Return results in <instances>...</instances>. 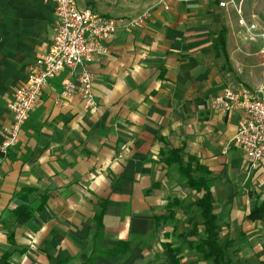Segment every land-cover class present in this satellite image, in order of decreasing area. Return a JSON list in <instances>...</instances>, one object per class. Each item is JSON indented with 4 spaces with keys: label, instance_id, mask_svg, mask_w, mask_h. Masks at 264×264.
<instances>
[{
    "label": "crops",
    "instance_id": "1",
    "mask_svg": "<svg viewBox=\"0 0 264 264\" xmlns=\"http://www.w3.org/2000/svg\"><path fill=\"white\" fill-rule=\"evenodd\" d=\"M211 2L106 10L149 18L140 29L117 28L109 54L91 62L95 112L78 95L63 97L79 73L64 71L39 96L18 144L0 154V264H87L94 254L93 264H169L165 234L185 214L160 227L156 218L170 197H193L163 161L170 150L208 170L235 261L264 264V213L250 217L264 209V162L248 173L234 145L244 110L210 104L235 78L264 97V38L249 40L238 14ZM54 26L53 0H0V145L13 121L9 104L49 50ZM123 242L127 254L107 256ZM193 260L185 251L182 264Z\"/></svg>",
    "mask_w": 264,
    "mask_h": 264
},
{
    "label": "built area",
    "instance_id": "2",
    "mask_svg": "<svg viewBox=\"0 0 264 264\" xmlns=\"http://www.w3.org/2000/svg\"><path fill=\"white\" fill-rule=\"evenodd\" d=\"M53 1L55 26L52 44L37 60L27 84L19 88L9 104L13 121L6 128L5 140L0 145L3 156L18 144L21 128L49 82L64 71L79 73L76 81L69 79L65 83L63 97L78 95L85 111L95 112L91 62L109 54L107 43L117 28L123 27L129 32L140 29L149 18L147 11L137 17L115 19L89 8L82 9L75 0ZM159 4L169 8L168 0H159ZM219 7L226 10L234 7L239 16L238 24L246 30L249 40L264 38V32H259L257 24L247 22L235 0H222ZM210 104L215 111L229 112L237 107L244 110L245 119L235 136L234 145L247 157V172L256 170L264 162V97L247 89L228 88Z\"/></svg>",
    "mask_w": 264,
    "mask_h": 264
},
{
    "label": "trees",
    "instance_id": "3",
    "mask_svg": "<svg viewBox=\"0 0 264 264\" xmlns=\"http://www.w3.org/2000/svg\"><path fill=\"white\" fill-rule=\"evenodd\" d=\"M221 0H216L219 5ZM223 39V34L218 35V40ZM164 163L167 167H175L184 187L193 193L187 198L170 197L166 207V214L156 218L157 227L162 224H176L177 210L184 212L185 220L178 222L182 224L183 231L176 225L172 234H165L167 242L163 243V249L168 254L169 264H182L185 251L193 252L194 264H240L235 261L231 247V240L223 239L221 236L220 220L217 212V201L208 187L209 172L199 162L185 156L182 151L170 150ZM21 212V210H19ZM264 209H256L250 217L257 219L262 217ZM30 217L29 214H26ZM177 223V224H178ZM188 227H187V226ZM125 246L124 250L114 248L107 256H116L121 252L125 255L130 251V244L121 243L119 247ZM97 258L94 254L87 264H93Z\"/></svg>",
    "mask_w": 264,
    "mask_h": 264
},
{
    "label": "rangeland",
    "instance_id": "4",
    "mask_svg": "<svg viewBox=\"0 0 264 264\" xmlns=\"http://www.w3.org/2000/svg\"><path fill=\"white\" fill-rule=\"evenodd\" d=\"M75 1L77 2L80 8L82 9L89 8L103 15L107 14L106 10L108 9H114L115 11L117 10V12L122 14V13H126L128 10L131 12L136 11V10H145L151 7L155 3V0H147L146 1L147 3L145 4H142L141 0H75ZM235 2H236V5L239 7V9L242 11L246 19L252 22H256L261 27V29L264 30V0H235ZM215 4H216V0H212L211 5L215 7L216 6ZM231 8H232V12H236L234 7H229L230 10ZM112 16H116V15H112ZM227 19L229 21H235L236 20L235 13L234 15L231 14L230 18H227ZM243 75H245V73H243ZM227 87L234 89V90H239V89L248 90L249 88L245 86L242 82L237 80L236 78L233 80V82L229 83V86ZM187 197L189 196H186L185 198ZM190 198L191 200H193L192 196ZM222 217H223V214L221 213V218ZM223 223H224V220L221 221V224ZM177 226L178 227L181 226L182 230L186 228L184 227L183 229V226L180 223H178ZM221 227H224V226L221 225ZM191 253L193 252L189 253L188 251V257L189 255L191 256ZM192 258H195L193 254H192Z\"/></svg>",
    "mask_w": 264,
    "mask_h": 264
}]
</instances>
